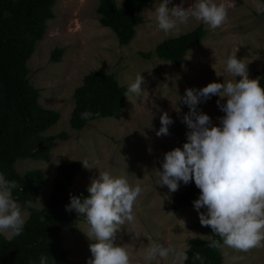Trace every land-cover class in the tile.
<instances>
[{
	"label": "rangeland",
	"instance_id": "rangeland-1",
	"mask_svg": "<svg viewBox=\"0 0 264 264\" xmlns=\"http://www.w3.org/2000/svg\"><path fill=\"white\" fill-rule=\"evenodd\" d=\"M101 1L57 0L53 8L55 18L48 22L47 33L37 44L28 68L31 84L40 90L41 105L61 114L58 124L45 135L56 136L65 132L68 138L55 142L50 162L19 160L16 168L22 175L31 170L44 171L47 182L40 198L33 203L37 209H42L50 199L62 161L73 160L82 164L81 160L86 159L93 166L90 170L84 168L77 175L71 187L73 190L87 189L91 180L98 178L99 170L108 171L113 176H124L132 185H141L143 192L134 209L135 225L125 226L118 233L116 242L132 245L133 264H144L141 241L132 239L134 228L141 231L144 244L149 240H159L183 246L186 252L192 239L208 240L209 227L201 226L194 208H175L174 196L187 185L181 182L178 191L169 193L166 186L158 185L157 169L162 170L160 162L166 152L182 148L186 142L188 129L182 123V117L189 108L180 101L187 89H200L212 82H223L224 78L231 79L224 72L229 56H237L248 64L250 79L264 74V19L253 6L261 0H214L228 6V20L221 28L212 30L191 18L186 25L180 26L179 34L170 36L159 30L156 22L155 8L162 0H153L142 13L144 24L127 46L120 44L113 30L101 24L98 13ZM116 1L121 7L125 0ZM180 3L181 0H171L169 7ZM183 3L187 8L194 0H183ZM200 27L206 31L202 44L188 52L181 66L157 56L146 60L140 55L141 52L154 53L162 41ZM56 48L65 49L60 63L51 61ZM215 70L221 77H217ZM93 71L112 75L126 89L140 73L145 78L142 85L145 90L140 97L134 94L129 98L126 96L125 109L117 117L91 121L77 131L70 126L75 107L73 95L83 84L85 76ZM218 99V96H213L198 105L199 110L212 118L214 125H219L218 118L224 115L216 103ZM223 102L226 103V99ZM164 112L172 117L174 123L169 126V135L157 137L156 132L161 127L160 116ZM97 161L99 169L96 168ZM25 211L27 221L30 211ZM77 227V232L62 231L63 246L69 251L72 262L87 264L92 255L89 249L92 241L84 233L88 225L83 216L79 217ZM226 251L229 256L237 257L228 264H264V248L253 249L249 253ZM222 256V264H226L225 256Z\"/></svg>",
	"mask_w": 264,
	"mask_h": 264
},
{
	"label": "clouds",
	"instance_id": "clouds-1",
	"mask_svg": "<svg viewBox=\"0 0 264 264\" xmlns=\"http://www.w3.org/2000/svg\"><path fill=\"white\" fill-rule=\"evenodd\" d=\"M170 2L162 0L155 8L157 26L166 36L179 34L180 26L191 18L212 30L221 28L228 20V6L214 0H194L187 8L183 0L171 8ZM253 6L258 14H264V3ZM224 72L231 79L223 77V82L189 88L181 97L180 102L189 108L182 117L188 129L186 142L182 148L166 152L160 162L162 170H157L158 185L166 186L169 193L178 191L181 182L188 185L194 181L200 190L198 199L192 202L194 209L201 226L210 227L213 233L208 236V247L219 250L228 264L237 257L229 256L227 249L249 253L264 248V86L259 78H249L248 64L237 56L228 57ZM216 75L221 77L217 71ZM144 84L145 78L138 73L124 95L142 96ZM213 96L219 97L216 103L224 113L218 118L219 125H214L212 118L198 108ZM93 115L99 113L85 110L81 119L88 120ZM160 121L157 137L169 135L174 120L164 112ZM81 161L84 168H93L88 160ZM96 165L99 169V161ZM17 187L15 180L0 173V235L8 240L20 236L26 224L27 212L13 198ZM87 192L86 197L72 196L66 206L67 211L74 210L87 222L84 233L92 241L87 264H133L132 245L116 241L125 226L135 225L134 209L143 188L130 184L124 176L99 170ZM26 207L31 209L35 205L29 200ZM132 234V239L141 241L144 264H186L189 260L183 246L159 240L144 244L141 231L134 228ZM204 261L199 252L193 254L192 264ZM40 264H47L46 256H41Z\"/></svg>",
	"mask_w": 264,
	"mask_h": 264
},
{
	"label": "trees",
	"instance_id": "trees-1",
	"mask_svg": "<svg viewBox=\"0 0 264 264\" xmlns=\"http://www.w3.org/2000/svg\"><path fill=\"white\" fill-rule=\"evenodd\" d=\"M57 0H0V173L8 180H15L17 189L13 198L25 210L30 211L24 232L11 240L0 235V264H40L41 256L47 264H76L69 259V251L63 246V230L77 232L78 214L67 211L72 196H88L87 189H71L83 165L73 160L62 161L53 182L51 197L42 209H28L29 200L36 202L47 182L43 170H31L22 175L16 168L19 160L50 162L57 140L68 138L65 132L56 136L45 133L58 124L59 111L47 109L40 103V90L29 78L28 62L36 51L37 44L47 33L48 22L55 18L53 11ZM153 0H125L120 7L116 0H102L98 7L100 22L114 31L123 46L129 45L137 36V29L144 24L143 11ZM264 3V0H261ZM264 19V14H260ZM206 35L203 28L195 29L175 38L162 41L154 53H143L150 60L154 56L177 66L185 63V57L193 48L199 47ZM64 48H56L51 61L62 62ZM264 86V74L259 78ZM127 89L112 75L97 71L85 76L83 84L75 90V107L70 126L80 131L88 123L98 119L115 118L125 109L124 95ZM85 110L93 115L81 119ZM200 190L194 181L173 200L176 209L194 208ZM210 235L212 229L209 227ZM219 239L218 237H213ZM199 252L204 264H222L219 250L208 247V240L194 238L187 251L192 256ZM199 264V262H197Z\"/></svg>",
	"mask_w": 264,
	"mask_h": 264
}]
</instances>
